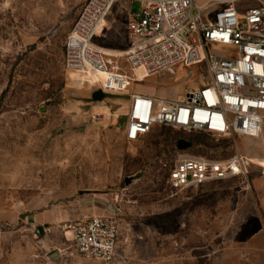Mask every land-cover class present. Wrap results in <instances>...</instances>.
Returning a JSON list of instances; mask_svg holds the SVG:
<instances>
[{
  "label": "rangeland",
  "instance_id": "1",
  "mask_svg": "<svg viewBox=\"0 0 264 264\" xmlns=\"http://www.w3.org/2000/svg\"><path fill=\"white\" fill-rule=\"evenodd\" d=\"M85 1L0 0V264H92L74 253L65 226L93 216L118 225L115 264H264V166L182 191L166 185L180 154L264 161V133L217 138L154 127L127 141L131 93L182 99L200 76L176 67L143 78L119 57L115 66L139 82L101 98L99 86L74 87L69 78L83 76L67 73L63 46ZM143 6L117 1L95 44L126 51L127 23ZM180 139L190 146L179 150ZM39 214L47 221L37 226L29 217Z\"/></svg>",
  "mask_w": 264,
  "mask_h": 264
},
{
  "label": "built area",
  "instance_id": "2",
  "mask_svg": "<svg viewBox=\"0 0 264 264\" xmlns=\"http://www.w3.org/2000/svg\"><path fill=\"white\" fill-rule=\"evenodd\" d=\"M117 1L84 2L65 37L66 71L108 70L107 56L95 41L99 25ZM137 1L144 6L127 23L130 42L124 61L128 69L142 68L155 76L176 67L192 68L201 85L174 100L131 93L126 140L138 141L154 127L217 138H260L264 131V0H217L203 7H196L194 0ZM242 2L246 6H238ZM213 8L208 16L206 12ZM210 46L223 48L225 54L208 51ZM119 73L112 74L114 84L108 81L98 89L124 91L129 77ZM246 174V158L240 153L223 160L180 154L168 169L166 185L182 191ZM65 230L71 232L72 248L79 257L116 263L119 228L112 218L88 217L69 223Z\"/></svg>",
  "mask_w": 264,
  "mask_h": 264
},
{
  "label": "bare ground",
  "instance_id": "3",
  "mask_svg": "<svg viewBox=\"0 0 264 264\" xmlns=\"http://www.w3.org/2000/svg\"><path fill=\"white\" fill-rule=\"evenodd\" d=\"M201 7H203V6H201ZM104 22H105V20L102 21V23L98 27V31H97V34L98 35L101 33L100 31H101V29H102V27L104 25ZM98 48L103 53H105V55L107 56V62H108V67L107 68H108V70L107 71H104V72L67 71V73H71V74H74V75H81V76H83L85 78V79L83 77H71V78H69V81L72 83V85L74 87H76L78 89H82V88H85V87L92 88V87H95V86H100V84L98 83V81H96L97 83L94 84V81L92 79V78H95V76L97 74H99V73H101L102 75H108L107 82L110 81L111 84H114L113 81H112V74L119 73L118 71H120L118 69V67L115 66V58L124 57L125 51L122 52V51H119V50H110V49L101 48V47H98ZM113 70H115V71H113ZM131 71H133V70H131ZM141 72H142V75L139 76V77H143V78H149V77H151V76L147 75L146 72L142 68H141ZM119 74L123 75L125 73H119ZM136 80L137 79L134 76H132V78L129 77V82H128L127 87L130 86L131 82H139V81H136ZM262 133H264V131H262ZM246 162H247V165L249 163L259 162L260 163V166L261 165L264 166V161L258 160V159L254 158V157L253 158H246ZM66 234H71V232L67 231ZM71 238H72V234L70 236V239Z\"/></svg>",
  "mask_w": 264,
  "mask_h": 264
},
{
  "label": "crops",
  "instance_id": "4",
  "mask_svg": "<svg viewBox=\"0 0 264 264\" xmlns=\"http://www.w3.org/2000/svg\"><path fill=\"white\" fill-rule=\"evenodd\" d=\"M208 3V2H207ZM207 3H205L204 5H206ZM202 5V6H204ZM140 70V73L137 74L138 76H141L142 75V72H141V68H139ZM107 74V73H106ZM107 77L108 75H102L101 73L97 74L95 76V78H92L93 81H94V84L97 83L96 81H100L102 80V82L100 81L99 84L101 85H104L105 83H107ZM85 79V78H84ZM88 79V78H87ZM129 104H130V100H129ZM125 128H126V125L124 126V132H125ZM33 218L35 223L37 224V226H40L41 224L45 223L47 221V216L45 214H39L37 216H33V217H29V219ZM67 236V234H66ZM63 251L60 250V253H62ZM83 259V258H82ZM85 260V259H84ZM76 264H85L84 261H78V263ZM92 264H100L98 262H93Z\"/></svg>",
  "mask_w": 264,
  "mask_h": 264
},
{
  "label": "water",
  "instance_id": "5",
  "mask_svg": "<svg viewBox=\"0 0 264 264\" xmlns=\"http://www.w3.org/2000/svg\"><path fill=\"white\" fill-rule=\"evenodd\" d=\"M101 92L102 91H100V90L97 91L95 93L94 97H100V98L103 97L104 95ZM189 146H190V143L188 141L184 140V139H180L177 142V147H178L179 150H183V149H185V148H187ZM27 216H29V214H27ZM57 256H59V253L58 252L54 254V257H57Z\"/></svg>",
  "mask_w": 264,
  "mask_h": 264
},
{
  "label": "trees",
  "instance_id": "6",
  "mask_svg": "<svg viewBox=\"0 0 264 264\" xmlns=\"http://www.w3.org/2000/svg\"><path fill=\"white\" fill-rule=\"evenodd\" d=\"M164 128H166V127H164ZM172 129V128H171ZM197 133H202V132H197ZM202 134H205V133H202Z\"/></svg>",
  "mask_w": 264,
  "mask_h": 264
}]
</instances>
